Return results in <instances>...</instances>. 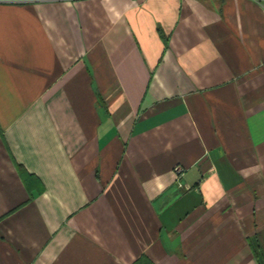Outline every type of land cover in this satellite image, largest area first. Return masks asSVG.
<instances>
[{
  "label": "crops",
  "instance_id": "0c3cea01",
  "mask_svg": "<svg viewBox=\"0 0 264 264\" xmlns=\"http://www.w3.org/2000/svg\"><path fill=\"white\" fill-rule=\"evenodd\" d=\"M142 257L264 264V0H0V264Z\"/></svg>",
  "mask_w": 264,
  "mask_h": 264
},
{
  "label": "trees",
  "instance_id": "16d2710c",
  "mask_svg": "<svg viewBox=\"0 0 264 264\" xmlns=\"http://www.w3.org/2000/svg\"><path fill=\"white\" fill-rule=\"evenodd\" d=\"M17 171H18L22 181L26 185L28 191L32 192L33 190L38 188V180L35 176L29 174L26 171V169L20 165H17ZM134 264H153V263L150 262L147 258L142 257L137 262H135Z\"/></svg>",
  "mask_w": 264,
  "mask_h": 264
},
{
  "label": "built area",
  "instance_id": "2783aa9c",
  "mask_svg": "<svg viewBox=\"0 0 264 264\" xmlns=\"http://www.w3.org/2000/svg\"><path fill=\"white\" fill-rule=\"evenodd\" d=\"M174 172L178 178L182 177L184 170L181 167H176L174 169Z\"/></svg>",
  "mask_w": 264,
  "mask_h": 264
}]
</instances>
